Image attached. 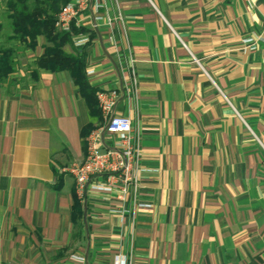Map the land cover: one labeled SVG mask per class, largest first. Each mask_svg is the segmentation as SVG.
I'll use <instances>...</instances> for the list:
<instances>
[{"label": "crops", "instance_id": "obj_1", "mask_svg": "<svg viewBox=\"0 0 264 264\" xmlns=\"http://www.w3.org/2000/svg\"><path fill=\"white\" fill-rule=\"evenodd\" d=\"M95 1L124 21L92 30L80 12L76 49L140 134L137 189L76 192L65 170L104 122L68 72L32 78L40 38L0 87V264H264V0ZM116 142L102 134L99 152Z\"/></svg>", "mask_w": 264, "mask_h": 264}, {"label": "built area", "instance_id": "obj_2", "mask_svg": "<svg viewBox=\"0 0 264 264\" xmlns=\"http://www.w3.org/2000/svg\"><path fill=\"white\" fill-rule=\"evenodd\" d=\"M256 0H247L250 7L255 5ZM103 6L95 0H70L61 7L56 20V27L63 32H71L72 26L81 29L79 20L80 12L91 13V29H97L98 22L105 21L111 24L113 19L123 23L124 18L118 10L115 17L104 16L97 11ZM75 48L84 47L90 40L87 33H77L71 36ZM244 43H251L245 39ZM133 64L134 60L131 58ZM91 71L87 72L90 74ZM131 80L135 85L133 67L130 68ZM118 92L114 90L100 91L97 93L98 107L103 119V126L91 132L86 139L87 155L83 162L74 163L66 168L75 183L76 192L82 195L87 188L104 193L117 192V197L123 199L130 188L136 191L138 185V172L140 167V134L133 129L132 121L128 117L117 116L114 113L118 100ZM115 135L116 144L100 153L98 140L102 134ZM93 179L103 180L94 182ZM79 260L83 258L78 257ZM118 264H127L121 261Z\"/></svg>", "mask_w": 264, "mask_h": 264}, {"label": "trees", "instance_id": "obj_3", "mask_svg": "<svg viewBox=\"0 0 264 264\" xmlns=\"http://www.w3.org/2000/svg\"><path fill=\"white\" fill-rule=\"evenodd\" d=\"M69 1L0 0L10 30L8 41L20 44L23 49L34 50L39 39L43 38L45 45L42 54L34 60L32 78H37L39 69L68 72L73 84L84 98L89 115L96 121H101L97 102L98 91L89 85L86 77V51L77 50L71 38L72 34L84 31L72 26L71 32H63L55 25L61 7ZM66 46L71 47L72 52H67ZM16 64L15 46L0 47V87L14 73ZM92 129V124L85 126L81 131L82 137L86 138ZM72 222L78 230L83 227V205L77 200L72 206Z\"/></svg>", "mask_w": 264, "mask_h": 264}, {"label": "rangeland", "instance_id": "obj_4", "mask_svg": "<svg viewBox=\"0 0 264 264\" xmlns=\"http://www.w3.org/2000/svg\"><path fill=\"white\" fill-rule=\"evenodd\" d=\"M7 25H8V21H7L6 17H5V14H4L3 4H0V26L2 27L0 29V47L9 46V45L10 46L11 45L15 46V48H16V58H18L16 60V63L20 64V66H21L22 62H21L20 57L23 56L22 55L23 47L20 44L16 43V42H9L8 41V36L10 35V30H9ZM29 66H31V64Z\"/></svg>", "mask_w": 264, "mask_h": 264}, {"label": "water", "instance_id": "obj_5", "mask_svg": "<svg viewBox=\"0 0 264 264\" xmlns=\"http://www.w3.org/2000/svg\"><path fill=\"white\" fill-rule=\"evenodd\" d=\"M85 214H86V209L84 207V211H83L84 221H85Z\"/></svg>", "mask_w": 264, "mask_h": 264}]
</instances>
